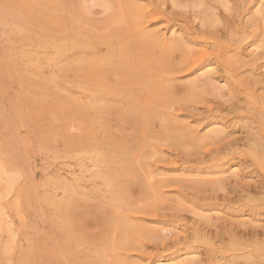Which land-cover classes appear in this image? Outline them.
I'll list each match as a JSON object with an SVG mask.
<instances>
[{
	"label": "rangeland",
	"instance_id": "374dc122",
	"mask_svg": "<svg viewBox=\"0 0 264 264\" xmlns=\"http://www.w3.org/2000/svg\"><path fill=\"white\" fill-rule=\"evenodd\" d=\"M0 209V264H264V0H0Z\"/></svg>",
	"mask_w": 264,
	"mask_h": 264
},
{
	"label": "bare ground",
	"instance_id": "6f19581e",
	"mask_svg": "<svg viewBox=\"0 0 264 264\" xmlns=\"http://www.w3.org/2000/svg\"><path fill=\"white\" fill-rule=\"evenodd\" d=\"M148 11V10H147ZM150 13V12H149ZM231 169V168H230ZM3 208H4V206H3ZM14 208V207H13ZM1 210V209H0ZM3 217H4V215H3ZM214 217V216H213ZM4 219V218H3ZM214 219V218H213ZM216 219V218H215ZM186 256V255H185ZM191 256H193V255H191ZM181 258V257H180ZM183 259V258H182ZM177 264H185V260H181V261H179Z\"/></svg>",
	"mask_w": 264,
	"mask_h": 264
}]
</instances>
